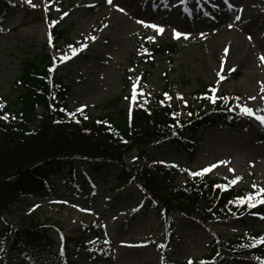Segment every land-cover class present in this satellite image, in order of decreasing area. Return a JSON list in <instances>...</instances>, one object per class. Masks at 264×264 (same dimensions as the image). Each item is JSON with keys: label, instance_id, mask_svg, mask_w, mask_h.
Here are the masks:
<instances>
[{"label": "rangeland", "instance_id": "rangeland-1", "mask_svg": "<svg viewBox=\"0 0 264 264\" xmlns=\"http://www.w3.org/2000/svg\"><path fill=\"white\" fill-rule=\"evenodd\" d=\"M123 1L113 0L124 9L121 12L106 0H58V3L32 0L37 7L25 0H14V7L0 22V104L3 105L0 109H12L22 61L43 54L55 57L57 76L70 88L68 109L76 114L88 113L93 118L116 112L106 110V105L119 97L122 98L120 109L130 112L134 102L131 86L137 78L136 99L168 93L173 102H181L184 118L189 117L191 106L199 105L194 93L203 85H209L217 89L211 92L215 97L236 95L240 98L237 105L252 108L254 115L242 114L238 107L240 125L231 131L224 128L200 130L195 137L196 146L188 142L162 144L149 150L150 159L139 161V153L135 151L125 158V163L138 162L142 167L175 165L176 185H183L192 177L191 172L216 164L217 167L207 173L212 178L229 183L240 176L242 179L235 183L238 189L264 188V125L255 118L264 116V99H261L264 92L260 90L264 86V64L259 60L262 54L255 55L252 64L243 65L234 50L236 41L247 33V37L253 36L251 32L264 37V0H248L250 10L246 12L243 7L239 8L243 0H196L198 8H202V16L215 21L219 13L222 18L210 30L192 32L187 39L174 37L173 29L187 31L168 24L164 19L169 13L165 10L173 12L183 5L189 14H194L189 10L195 0H149L153 6L150 16L138 18L132 14L142 2H136L134 7ZM57 7L61 12L55 10ZM64 11L69 15L55 25L68 32L67 39L57 45L49 44L48 34H52L55 26L52 21L59 20ZM145 24L163 27L164 32L157 35ZM250 26L254 31L247 32ZM92 36L96 39H87ZM148 36H155V41H148ZM170 43L177 46L173 56L167 52L152 54V47ZM69 44L78 49L80 44L87 46L72 56ZM225 47L229 48L227 54ZM63 53L71 58L61 62ZM222 57L225 60L221 75L225 79L217 83L216 73ZM230 68L235 71L229 72ZM221 161L226 163L221 164ZM229 168L234 171L229 172ZM70 171L82 188L81 193L73 197L64 194L73 188L67 185ZM121 171L120 164L112 162L63 163L60 172L51 176L57 197L22 200L0 219V232L6 223L20 226L32 217L43 223L49 220L50 232L59 250L65 249L66 238L79 240L76 246L68 245L69 260L75 264H164L166 261L188 264L190 259L199 260L208 253L213 237L202 224L178 217L171 234L166 235L157 211L146 205L144 193L136 184L115 187ZM261 195L264 199V193ZM260 204L264 207V203ZM255 228H264L259 216L218 224L215 230L220 236L231 239ZM163 250H167L166 257ZM0 264H23L11 245H1V238ZM243 264H264V261L248 258Z\"/></svg>", "mask_w": 264, "mask_h": 264}, {"label": "trees", "instance_id": "trees-1", "mask_svg": "<svg viewBox=\"0 0 264 264\" xmlns=\"http://www.w3.org/2000/svg\"><path fill=\"white\" fill-rule=\"evenodd\" d=\"M13 5L14 0H0V20ZM67 36L68 32L59 25L52 27L55 45ZM151 52L153 55L167 52L173 56L177 46L175 43L160 45L151 48ZM56 71L51 54L26 58L15 83L12 109H0V116L10 111L8 120L0 119V219L22 200L57 197L51 176L60 172L63 163L112 162L120 164L122 170L115 187L138 185L148 206L157 210L167 235L178 217L193 219L210 232L213 241L208 253L193 260V264L201 261L242 264L248 258L264 260V243H256L254 239L264 236V228H255L231 239L215 230L218 224L245 216L264 217V207L259 203L251 208L247 203H229L256 191L238 189L235 185L217 188L216 185L228 183L207 174L189 177L183 185H176L173 167L125 163V158L135 151L139 153V161L150 159L149 150L162 144L188 142L196 146L195 137L204 128L233 130L239 120L236 95H221L213 103L206 98L212 95L211 86L203 85L194 93L199 105L188 109V118L182 116L181 102L175 103L164 96L138 98L130 112L120 109L122 98L119 97L106 105V110L116 112L96 118L88 113L73 116L67 106L70 88L63 84ZM77 181L70 171L67 185H72L74 191L68 189L65 195L72 197L81 191ZM262 221L264 225V218ZM49 223L36 217L20 226L6 223L0 232L1 244L11 245L24 264H75L69 260L68 245L76 246L79 240L66 238L65 250H59Z\"/></svg>", "mask_w": 264, "mask_h": 264}, {"label": "snow or ice", "instance_id": "snow-or-ice-1", "mask_svg": "<svg viewBox=\"0 0 264 264\" xmlns=\"http://www.w3.org/2000/svg\"><path fill=\"white\" fill-rule=\"evenodd\" d=\"M26 3H28L29 5H31L32 7H37V5L35 4H32V0H25ZM56 2L58 3V0H56ZM106 3H108L109 5H112L113 7H116L119 11L123 12L124 9L119 7V5H116L114 4L113 0H106ZM90 6H94V5H90ZM45 7V10L47 11L48 9V5L45 4L44 5ZM57 12H61V9L59 7H57L55 9ZM69 15V13L67 11H64L61 13L60 17H59V20H54L52 21V25H55L57 23H59L60 20H63L65 17H67ZM236 19L239 20L240 17L239 16H236ZM138 23H144L143 21H138ZM107 25H105L106 27ZM145 27H151L153 28L155 31H156V34L159 35V34H162L164 32V29L163 27H159L155 24H145L144 25ZM229 28L232 27L231 24L228 25ZM173 34H174V37L175 38H180L181 36H183L185 39L188 38V36L190 35V33H182V32H178L176 31L175 29H173ZM201 36H206L205 33H200ZM52 34L49 33L48 34V42L49 44H52ZM87 39H91V40H95L96 37L95 36H92V37H88ZM156 37L155 36H148L147 37V40L152 42V41H155ZM249 39H251V37H249ZM87 45L86 44H80V48H76V47H73V45L69 44L68 45V48L71 50V54L72 56H75L77 54V52L83 48H85ZM146 51V50H145ZM229 51V48L228 47H225L224 48V53L227 54ZM151 56V54L149 53V57ZM71 56L68 55V53H63L60 57V61L61 62H64L68 59H70ZM54 60H55V57H54ZM224 60L225 58L222 57L221 58V65H220V69L217 71L216 75L219 77V80L217 81V83L220 82V80H223L225 79V77L223 75H221V72L223 71V64H224ZM259 60L262 64H264V55H261L259 57ZM53 69H49V71L51 72ZM229 72H232V71H235V68H230L228 70ZM138 80L139 78H137V81L136 82H133L132 83V93H131V99L133 101L136 100V97H137V83H138ZM261 92H264V86L261 87ZM210 91L212 93H215L217 91V89L215 87H211L210 88ZM140 94L143 95V90L141 88V91H140ZM178 95V98L179 99H183L182 96H180L179 94ZM164 96H165V99H171V97L168 95V93H164ZM206 98L209 99L211 102L215 103L217 97H215L214 95H206ZM125 99H128V97H125ZM220 99H226L225 97H220ZM237 100H239L240 98L239 97H236ZM250 99H256V97H250ZM261 99H264V96L261 97ZM161 103H163V101H161ZM186 103V102H185ZM3 105L0 104V108H2ZM238 107H240V110H241V113L242 114H245V115H248V116H253L254 115V111L252 108L250 107H247V106H240L238 105ZM77 111H81V109H77ZM70 115H73L74 116V113L70 114ZM13 119H15V117H12ZM255 118L260 122V124L264 125V116L262 115H256ZM0 119H3V120H8L9 119V114L5 113L3 116H0ZM85 119H87V117H85ZM221 164L223 163H226L224 161H221L220 162ZM175 166V165H173ZM217 165L216 164H212L208 167H205L203 168L201 171L199 172H191L190 175L192 176H203L205 173H208L210 172L212 169L216 168ZM234 170L229 168V172H233ZM227 179V177L225 178ZM240 179H242V177L240 176H235L233 179H231L228 183V185H216L215 187L217 188H226L228 186H231V185H234L235 183H237ZM254 188H256L257 186L254 184L253 185ZM261 193H264V188H259L255 193H248V194H245L244 196H241L239 197L237 200L235 201H229V203H237V204H245L247 203L248 206L251 208V207H254L256 203H264V199H261L259 198L260 197V194ZM264 218V217H262ZM255 239V242L256 243H264V236H260L258 239L257 238H254ZM251 246V245H249ZM160 247H163V245H160ZM188 264H193L192 260L190 259L188 261ZM200 264H205V262L201 261Z\"/></svg>", "mask_w": 264, "mask_h": 264}, {"label": "bare ground", "instance_id": "bare-ground-1", "mask_svg": "<svg viewBox=\"0 0 264 264\" xmlns=\"http://www.w3.org/2000/svg\"><path fill=\"white\" fill-rule=\"evenodd\" d=\"M123 1V0H122ZM141 1L142 4L136 8L132 14L133 17H141V16H150V12H151V8L153 7L150 3L149 0H129L127 2V0H124L122 3L124 4H128V5H133L135 7V5H137L136 2ZM253 0H250V2H252ZM248 0L247 1H242V4L240 5L239 8L243 7V11H249V3ZM150 3V4H149ZM262 4V2H260V5ZM154 10V9H153ZM222 10V8L220 9ZM194 14H189L188 9L184 8L183 5H181V7H177L175 11H166L165 13H169V16L167 18H165L164 20L168 23V24H173L176 25L177 27H182L184 28L185 31H187V33H192V32H196V31H208L210 30L214 25H218V21L221 20L222 18V14L216 13V19L215 21L210 20L208 18V16H202L203 11L202 8H198V2L194 1L192 8L189 10ZM173 13V14H172ZM248 31H252L253 30V26L248 27L247 29ZM254 31V30H253ZM253 33L249 35L251 37V39H249V37H247L248 33L243 35L241 37V40L239 38L238 41H236L235 46H234V50L235 53L237 54V59L239 61V63L243 64V65H250L254 62V57L259 56V55H264V37L255 35L256 33ZM226 42V41H225Z\"/></svg>", "mask_w": 264, "mask_h": 264}]
</instances>
